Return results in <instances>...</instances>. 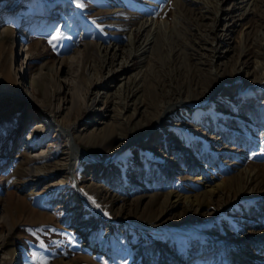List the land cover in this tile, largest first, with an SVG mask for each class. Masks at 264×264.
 Returning a JSON list of instances; mask_svg holds the SVG:
<instances>
[{"label": "rangeland", "instance_id": "obj_1", "mask_svg": "<svg viewBox=\"0 0 264 264\" xmlns=\"http://www.w3.org/2000/svg\"><path fill=\"white\" fill-rule=\"evenodd\" d=\"M4 85L0 264H264V0H0Z\"/></svg>", "mask_w": 264, "mask_h": 264}, {"label": "bare ground", "instance_id": "obj_2", "mask_svg": "<svg viewBox=\"0 0 264 264\" xmlns=\"http://www.w3.org/2000/svg\"><path fill=\"white\" fill-rule=\"evenodd\" d=\"M23 46V45H22ZM87 46L90 48L92 45H91V43H88L87 44ZM90 50V49H89ZM112 50H115L114 51V56H116V52H117V47H116V45H114L113 46V48H112ZM23 53V52H22ZM121 55V54H120ZM119 55V56H120ZM98 57H99V55H98V51H96V49H94L93 48V51L91 52V54L89 55V56H86V58L87 59H90L91 61H93V62H95L97 59H98ZM33 83L31 82L30 84H29V88H31L32 89V87H33V85H32ZM11 89H10V87H7L6 85H4L3 86V92H2V94L0 95V98H1V96H3L4 94H7V95H10L11 94ZM32 94V93H31ZM33 97V96H32ZM34 98V97H33ZM75 99H76V101L78 102V101H80V100H82V96H81V93H80V91H77L76 93H75ZM29 102L31 103V108H33L34 106H35V101L31 98V100H29ZM38 105V104H37ZM50 113H48V116L46 117L47 118V121H48V123H49V125L50 126H55V127H58L60 124H59V122H58V116H57V114H58V112H56L55 110H51V111H49ZM23 115L22 114H18L17 116H16V118H17V120H18V122L19 121H21L22 119H23ZM115 132H116V130H112V131H106L105 133H104V135L103 136H95V137H92L91 139H89L88 141H87V143H90V144H98V145H102V146H104V147H106V148H108L116 139H117V135L115 134ZM27 138V137H26ZM31 138V137H30ZM29 141V140H28ZM28 141H25V143L26 144H24L25 146H23V148L21 149V152L22 153H25L26 154V152H29L30 151V146L28 147ZM34 152V150L32 151V153ZM29 155V154H28ZM1 158V157H0ZM78 171H79V173H80V175H84V172H85V169H82L81 167H79L78 168ZM207 181H210V179L209 180H207ZM211 188H210V191L211 192H213V193H215V192H218L219 190H220V184H212V183H210V185H209ZM91 195V197H94V193L92 194H90ZM176 198H178L179 199V196L178 195H176L175 196ZM87 241H90V239H86ZM92 243V242H91ZM97 246H95V248H96ZM101 247V246H100ZM65 264H70L69 262H67V263H65Z\"/></svg>", "mask_w": 264, "mask_h": 264}, {"label": "snow or ice", "instance_id": "obj_3", "mask_svg": "<svg viewBox=\"0 0 264 264\" xmlns=\"http://www.w3.org/2000/svg\"><path fill=\"white\" fill-rule=\"evenodd\" d=\"M58 39H60L59 31L56 32V34L51 38V40L49 41V43H52V41L58 40ZM262 150H264V149H262ZM41 246H43V245H41ZM45 264H46V262H45Z\"/></svg>", "mask_w": 264, "mask_h": 264}]
</instances>
